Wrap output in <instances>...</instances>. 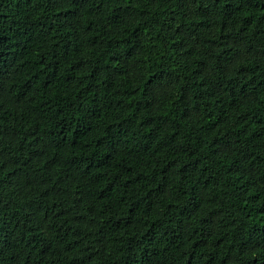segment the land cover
<instances>
[{"label":"trees","instance_id":"16d2710c","mask_svg":"<svg viewBox=\"0 0 264 264\" xmlns=\"http://www.w3.org/2000/svg\"><path fill=\"white\" fill-rule=\"evenodd\" d=\"M0 264H264V0H0Z\"/></svg>","mask_w":264,"mask_h":264}]
</instances>
